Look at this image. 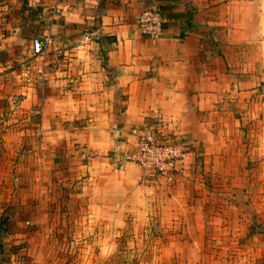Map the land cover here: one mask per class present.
Instances as JSON below:
<instances>
[{
    "label": "clouds",
    "instance_id": "1",
    "mask_svg": "<svg viewBox=\"0 0 264 264\" xmlns=\"http://www.w3.org/2000/svg\"><path fill=\"white\" fill-rule=\"evenodd\" d=\"M0 56V264H264V0H0Z\"/></svg>",
    "mask_w": 264,
    "mask_h": 264
},
{
    "label": "crops",
    "instance_id": "2",
    "mask_svg": "<svg viewBox=\"0 0 264 264\" xmlns=\"http://www.w3.org/2000/svg\"><path fill=\"white\" fill-rule=\"evenodd\" d=\"M27 31H28V30H26V29H24V28L22 27V32H23V33L27 34ZM6 230H7V229H6Z\"/></svg>",
    "mask_w": 264,
    "mask_h": 264
},
{
    "label": "rangeland",
    "instance_id": "3",
    "mask_svg": "<svg viewBox=\"0 0 264 264\" xmlns=\"http://www.w3.org/2000/svg\"><path fill=\"white\" fill-rule=\"evenodd\" d=\"M21 34H22V35H26V34H25V33H23V32H22ZM0 58H2V56H0Z\"/></svg>",
    "mask_w": 264,
    "mask_h": 264
},
{
    "label": "trees",
    "instance_id": "4",
    "mask_svg": "<svg viewBox=\"0 0 264 264\" xmlns=\"http://www.w3.org/2000/svg\"><path fill=\"white\" fill-rule=\"evenodd\" d=\"M4 223L6 224V221ZM5 230H6V228H5Z\"/></svg>",
    "mask_w": 264,
    "mask_h": 264
}]
</instances>
